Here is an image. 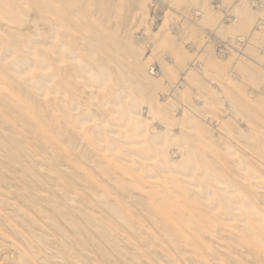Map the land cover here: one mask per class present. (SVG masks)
Instances as JSON below:
<instances>
[{
  "label": "bare ground",
  "instance_id": "6f19581e",
  "mask_svg": "<svg viewBox=\"0 0 264 264\" xmlns=\"http://www.w3.org/2000/svg\"><path fill=\"white\" fill-rule=\"evenodd\" d=\"M229 2L0 0V264H264V110L229 86L264 47L215 45L264 2Z\"/></svg>",
  "mask_w": 264,
  "mask_h": 264
},
{
  "label": "rangeland",
  "instance_id": "374dc122",
  "mask_svg": "<svg viewBox=\"0 0 264 264\" xmlns=\"http://www.w3.org/2000/svg\"><path fill=\"white\" fill-rule=\"evenodd\" d=\"M235 1V2H234ZM245 1H247V2H249L250 4H252V5H254V4H257V3H263L264 2V0H245ZM222 2V1H221ZM234 3H237V0H230V2L228 3V4H224V3H219L218 4V7L219 8H222L220 11H218V13L217 14H219V15H225L223 12L224 11H227V10H229V8H231V5L230 4H234ZM226 9V10H225ZM223 10V11H222ZM217 12V11H216ZM223 13V14H222ZM261 16H259V18H260ZM263 17V16H262ZM259 22H262V21H259ZM263 23V22H262ZM235 34L234 35H228V36H226V37H217V39H219V40H215V45H218L216 48H217V50H219V48H221V50H223L224 51V53H226V55L224 56L225 57V61L224 60H221V58H218V60L219 61H221V63L223 64V65H225L226 67H227V69H229L230 68V71L232 70L233 72L235 71L236 72V69H237V66H239V65H241V63H243V62H245V61H249V55H250V51H252V49H256V48H258V47H264V39H262V37L261 36H258V35H256V36H248V35H246V34H241L239 31L238 32H234ZM244 35V36H243ZM231 36V37H230ZM243 36V38H241ZM234 37V38H233ZM253 37V38H252ZM225 40H224V39ZM233 38V39H232ZM236 38V39H235ZM264 38V37H263ZM231 39L233 40L232 42H231ZM219 41V42H218ZM225 41L227 42V43H225ZM216 42H217V44H216ZM224 43V44H223ZM224 45H225V47H224ZM219 47V48H218ZM229 47V48H228ZM254 47V48H253ZM227 48V49H226ZM252 48V49H251ZM227 51H226V50ZM217 50L216 51H214L215 52V55H217L216 53H217ZM229 53V54H228ZM217 57V56H216ZM228 59H227V58ZM223 59V58H222ZM231 59V60H230ZM248 59V60H247ZM241 60V61H240ZM153 61V62H152ZM228 61V62H227ZM155 62V63H154ZM150 64H148L149 66H148V68L150 69V68H154V66H155V68H157V66L158 65H156V63H157V60L155 61V60H151V62H149ZM151 64H153V65H151ZM237 64V65H236ZM236 66V67H235ZM147 68V69H148ZM154 68V69H155ZM254 68L255 69H257V70H260V72H262V73H264V62H261V65H257V66H255L254 65ZM215 74V75H214ZM209 75L210 76H208L207 78H206V80H205V85H207L208 87H211V84L214 86V85H219V83H221V82H219V80L221 79L220 77H219V75H216V73H209ZM211 76H213V77H211ZM215 76V77H214ZM238 76L240 77V80L239 81H234L233 80V78L230 76V78H232L231 80V82H230V84H229V86H231L230 88H231V93H233L236 89L238 90L237 92L238 93H235V94H233L235 97H237L238 95H239V97L240 98H247V99H249V100H251V101H253L249 106H251L252 104H255V103H258L259 102V104L261 105L260 107L257 105V107H259V108H257V109H262V111L264 110V83H263V85H262V87H260V88H258V87H252V83L250 82V81H247V79H245V78H241V75H240V73L238 72ZM211 77V78H210ZM215 78V79H214ZM242 79V80H241ZM207 81H209L210 83H208ZM222 81V80H221ZM216 82H217V84H216ZM233 82H235V83H233ZM207 83V84H206ZM214 83V84H213ZM208 84H210V85H208ZM164 85V84H163ZM165 87V88H164ZM164 89H166L167 87L164 85ZM262 88V89H261ZM254 89V90H253ZM252 93L253 94H255V95H252ZM251 94V95H250ZM261 94V95H260ZM248 95H250V96H248ZM252 96V97H251ZM256 96H257V98L258 99H256ZM170 98V97H169ZM230 99V98H229ZM173 100V99H172ZM183 105L181 106V105H178L179 106V108H180V106L181 107H184V106H186V107H188V105L187 104H185V103H182ZM216 105H218V107H221L222 108V106H219L220 104L219 103H217ZM177 106V107H178ZM252 107V106H251ZM251 107H250V109L249 110H247L248 112V115L250 114L251 116L253 115V114H251V113H249L250 111H252L251 110ZM190 108V107H189ZM206 109L204 106L202 107V106H199V108H197V110L198 109H201V110H198V113H199V115H201V117H203V118H206V120H208V118L210 119L211 117H212V115L211 114H209V113H206L207 112V110L206 111H204V109ZM253 108V107H252ZM261 109L260 110H256L255 112H254V110H253V112L254 113H256L257 111H261ZM203 110V111H202ZM196 112V111H195ZM203 112H205V113H203ZM235 112H236V114H237V117H235V113H233V117H235V120L233 121V120H231V123H233V125H234V130H236L237 129V131H243L242 130V128H246V126H247V128L248 127H251L252 126V121H250L252 118H248L246 115H247V113H245L244 111H239L238 109L237 110H235ZM242 112V113H241ZM252 112V113H253ZM204 114H205V116H204ZM242 114H244V116L242 115ZM246 114V115H245ZM208 115V116H207ZM249 115V116H250ZM254 124H255V122H254ZM253 124V125H254ZM213 126H215V125H212V126H210V128L213 130L214 129V127ZM216 129L218 128L219 129V127H215ZM252 128H253V126H252ZM216 129H214V131L216 132ZM240 129V130H239ZM220 130V129H219ZM235 135V134H234ZM234 135H232V137H233V139H234ZM236 137V136H235ZM249 156V155H248ZM248 158H250V157H248ZM263 162H264V160H263Z\"/></svg>",
  "mask_w": 264,
  "mask_h": 264
}]
</instances>
